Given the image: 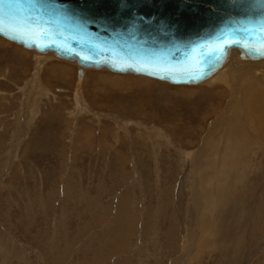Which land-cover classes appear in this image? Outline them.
<instances>
[{"label": "rangeland", "instance_id": "374dc122", "mask_svg": "<svg viewBox=\"0 0 264 264\" xmlns=\"http://www.w3.org/2000/svg\"><path fill=\"white\" fill-rule=\"evenodd\" d=\"M38 55L0 36V264H264V123L217 171L224 82Z\"/></svg>", "mask_w": 264, "mask_h": 264}, {"label": "water", "instance_id": "95a60500", "mask_svg": "<svg viewBox=\"0 0 264 264\" xmlns=\"http://www.w3.org/2000/svg\"><path fill=\"white\" fill-rule=\"evenodd\" d=\"M0 35L41 53L174 84L236 49L264 58V0H0Z\"/></svg>", "mask_w": 264, "mask_h": 264}, {"label": "bare ground", "instance_id": "6f19581e", "mask_svg": "<svg viewBox=\"0 0 264 264\" xmlns=\"http://www.w3.org/2000/svg\"><path fill=\"white\" fill-rule=\"evenodd\" d=\"M3 38H5V37H3ZM9 41L11 42V40H9ZM16 44H18V43H16ZM18 45H21V44H18ZM21 46H23V45H21ZM30 50H32V49H30ZM34 51H36V50H34ZM36 52H38V51H36ZM38 54H39L37 56L38 67L36 70V72L38 71L37 73H39L42 70V69H40V66L42 64L46 63L47 60H50V59H48L49 57H55L56 56L53 52H46V53L38 52ZM58 58H60V57H58ZM60 59H63V58H60ZM63 60H67V59H63ZM67 61L76 62L73 60H67ZM78 67L80 68L81 66L78 64ZM67 68L68 67L64 64L62 66L61 64L54 63V64H51V66L48 67L47 69L49 71H51L50 73L53 76H58L59 79L68 80L67 77L69 74H68ZM82 68H83V73L81 75L78 74L79 79H82L85 69H107L105 67L95 68V67H85V66ZM112 72H114V71H112ZM115 73H120V72H115ZM121 74H134V75H139V76H146V75H141V74H135L132 72H122ZM146 77H149V76H146ZM106 78H109V82L112 83V86L116 85L115 81L112 80L113 76H108ZM150 78H152V77H150ZM153 79H157V78H153ZM37 80H39V78H37ZM37 80H36V78H34V80H33L34 84L36 82L37 83L40 82ZM158 80H161V79H158ZM161 81L171 83V82L166 81V80H161ZM205 82L207 84H212L214 82H222V83L224 82L225 86H227V88H229V90H227V92L230 94V97H229V101L227 103V106L222 111H220V113L218 114L219 115L218 118L216 120H214L212 123L213 131L224 130V132H225L226 130H229V132L227 134H225V135L223 134V138H225V137L229 138V140L225 139L226 140L225 147H224L225 151L223 152V156L226 158V160L224 159V161H223L221 159L218 161L219 162L218 164L215 163L218 165V167H215L217 171H220V172L224 171L225 172V170H224V167H225L224 164L225 163L224 162L227 163V160L229 158L234 159L236 157V155L240 154L243 151V149L241 147L242 143L238 144V141L239 140L241 141L242 138L247 139L246 138V135H247L246 131L247 130L249 131V132L248 131L247 132L250 133L254 129V127H256V125H260V127H262V123H264V91H262V90H264V58L251 59L247 55L243 54L242 52H240L236 49H233L230 51V56H229L227 62L225 63V65L222 68H220L215 74H213L211 77H209L208 79H206L202 82L185 84V85H197V84H202ZM171 84H174V83H171ZM176 85H182V84H176ZM222 92L224 93V91H222ZM259 110L261 112L258 113ZM255 122H256V124H254ZM263 129H264V126H263ZM214 135H215V133H214ZM242 140H244V139H242ZM261 145H263V144H261ZM226 155H229V156L226 157ZM232 161H230V162L234 163V160H232ZM227 168H228L227 170H229V166H227ZM230 172H231V170H230ZM234 173L238 174V170L232 169V174H233L232 177H234V179L239 180V179L246 177L243 172L238 174V175H235ZM193 219L196 220V217ZM193 223H194L192 225L193 233L195 231L196 235H200V234H198L199 231H198L197 223L195 221ZM244 232L245 231H243V233ZM195 240H196V238H195ZM175 262L177 263V261H175ZM177 264H179V262Z\"/></svg>", "mask_w": 264, "mask_h": 264}, {"label": "crops", "instance_id": "0c3cea01", "mask_svg": "<svg viewBox=\"0 0 264 264\" xmlns=\"http://www.w3.org/2000/svg\"><path fill=\"white\" fill-rule=\"evenodd\" d=\"M40 69H42V67H40Z\"/></svg>", "mask_w": 264, "mask_h": 264}]
</instances>
